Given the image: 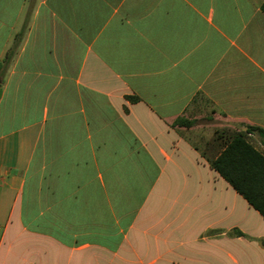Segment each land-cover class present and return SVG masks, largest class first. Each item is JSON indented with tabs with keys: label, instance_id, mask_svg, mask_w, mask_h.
Segmentation results:
<instances>
[{
	"label": "crops",
	"instance_id": "crops-1",
	"mask_svg": "<svg viewBox=\"0 0 264 264\" xmlns=\"http://www.w3.org/2000/svg\"><path fill=\"white\" fill-rule=\"evenodd\" d=\"M263 3L0 0V264H264L211 166L264 127Z\"/></svg>",
	"mask_w": 264,
	"mask_h": 264
},
{
	"label": "trees",
	"instance_id": "trees-1",
	"mask_svg": "<svg viewBox=\"0 0 264 264\" xmlns=\"http://www.w3.org/2000/svg\"><path fill=\"white\" fill-rule=\"evenodd\" d=\"M261 8L264 12V3ZM9 57L10 53L7 60ZM179 122L187 126L193 123L182 118ZM249 134L256 135L264 145V127L248 125L224 141L211 166L264 217V153L249 140Z\"/></svg>",
	"mask_w": 264,
	"mask_h": 264
},
{
	"label": "rangeland",
	"instance_id": "rangeland-1",
	"mask_svg": "<svg viewBox=\"0 0 264 264\" xmlns=\"http://www.w3.org/2000/svg\"><path fill=\"white\" fill-rule=\"evenodd\" d=\"M237 130H235V128H233V127H225L224 128V130H223V134H224V139L225 140H227L232 134H234L235 132H236ZM250 139L253 141V143L255 144V145H259L258 143H257V141L256 140H254L253 139V137H250ZM224 140V141H225Z\"/></svg>",
	"mask_w": 264,
	"mask_h": 264
}]
</instances>
